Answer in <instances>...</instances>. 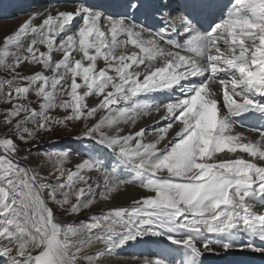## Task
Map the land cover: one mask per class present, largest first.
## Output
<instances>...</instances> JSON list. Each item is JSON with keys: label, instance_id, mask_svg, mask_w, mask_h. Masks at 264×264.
<instances>
[{"label": "snow or ice", "instance_id": "snow-or-ice-1", "mask_svg": "<svg viewBox=\"0 0 264 264\" xmlns=\"http://www.w3.org/2000/svg\"><path fill=\"white\" fill-rule=\"evenodd\" d=\"M7 5L0 264H264V0Z\"/></svg>", "mask_w": 264, "mask_h": 264}, {"label": "rangeland", "instance_id": "rangeland-1", "mask_svg": "<svg viewBox=\"0 0 264 264\" xmlns=\"http://www.w3.org/2000/svg\"><path fill=\"white\" fill-rule=\"evenodd\" d=\"M13 15L14 16H11L9 18H7L8 16L6 18L5 17L4 18H0V24H3V23H11L12 22L13 25L16 24V26H18L26 18V17L23 18L21 15H19V13H17V15L16 14H13ZM5 25H7V24H5ZM16 26H14V28ZM1 29H2V27H1ZM4 29H2L3 30V32H2L3 34L6 33V32H10V31L13 30V28H11V27L10 28L4 27ZM77 131H78V129H77ZM75 134H76V132H73L71 130H60V131H55V132L50 133V134H45L43 136V138L39 142L40 143V150L41 151L45 150L49 146L53 145V142H56L55 143V147H57V148L74 147V144L72 142V136H74ZM116 204H119V203L116 202ZM92 211H97V209L96 208H93ZM82 215H85V214H82ZM138 246L139 245H134V246H131V247L132 248H135L136 247V250H137ZM131 255L132 254L130 253V251L126 255H124V256L120 254L119 256L113 258L112 264H130L128 262V260L130 259V256ZM143 256L145 258H147L148 257V254H145L144 253Z\"/></svg>", "mask_w": 264, "mask_h": 264}, {"label": "bare ground", "instance_id": "bare-ground-1", "mask_svg": "<svg viewBox=\"0 0 264 264\" xmlns=\"http://www.w3.org/2000/svg\"><path fill=\"white\" fill-rule=\"evenodd\" d=\"M12 13V14H11ZM17 13H19V15H21L23 18L25 17V15H23V14H21V10H20V8H18V7H15V6H13V7H8V5H7V0H5V7H4V9H3V11L2 12H0V18H4V17H9V16H11V15H13V14H16L17 15ZM5 24H7V25H5ZM15 24V23H14ZM8 27V28H13L14 29V26H16V24L15 25H13L12 24V22L11 23H3V24H0V36H2V32H3V30L2 29H4V27ZM1 27H2V29H1ZM5 30V29H4ZM125 200H126V198H124V197H122L121 199H119V200H117L116 202H118L119 204H122V203H124L125 202ZM143 250V251H142ZM155 250V246L154 245H139L138 246V248H137V250H136V247H135V250H134V253L136 252V251H138L139 252V254L140 255H131L130 256V259L128 260V262L130 263V264H135V258L136 257H139L141 260H143L145 257L143 256L144 255V253L145 254H149V252L150 251H154ZM131 252V253H133V251L130 249V247H128V249H126V250H124V251H122L120 254L121 255H126L128 252Z\"/></svg>", "mask_w": 264, "mask_h": 264}]
</instances>
